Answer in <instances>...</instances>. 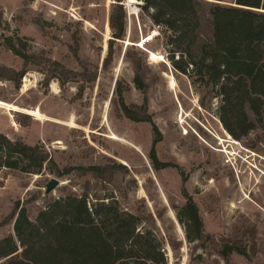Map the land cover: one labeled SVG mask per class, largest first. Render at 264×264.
I'll use <instances>...</instances> for the list:
<instances>
[{
    "label": "rangeland",
    "instance_id": "obj_1",
    "mask_svg": "<svg viewBox=\"0 0 264 264\" xmlns=\"http://www.w3.org/2000/svg\"><path fill=\"white\" fill-rule=\"evenodd\" d=\"M129 2L0 0V66L20 70L4 46L18 37L79 75L0 81V134L55 165L0 168V239L15 205L33 220L75 196L113 244L108 264H264V125L234 140L215 90L173 69L169 33Z\"/></svg>",
    "mask_w": 264,
    "mask_h": 264
},
{
    "label": "trees",
    "instance_id": "obj_2",
    "mask_svg": "<svg viewBox=\"0 0 264 264\" xmlns=\"http://www.w3.org/2000/svg\"><path fill=\"white\" fill-rule=\"evenodd\" d=\"M137 1L150 21L169 33L173 69L215 90L219 120L234 140L264 125V0ZM4 46L22 64L20 70L0 66V81L16 89L33 68L44 75L45 87L51 80L64 87L79 76L44 54H33L24 38H6ZM128 116L137 118L132 110ZM20 162L26 173L55 168L41 146L0 134V168L17 169ZM11 223L13 235L0 239V264H108L116 259L112 242L78 197L48 203L33 220L15 205L2 225Z\"/></svg>",
    "mask_w": 264,
    "mask_h": 264
},
{
    "label": "bare ground",
    "instance_id": "obj_3",
    "mask_svg": "<svg viewBox=\"0 0 264 264\" xmlns=\"http://www.w3.org/2000/svg\"><path fill=\"white\" fill-rule=\"evenodd\" d=\"M129 1H130L129 3H133L134 2V0H129ZM150 57H151V60H156L157 59V57L154 54H151ZM171 86H174V80L173 79L171 80ZM54 90H55V87H54ZM10 109L13 110V111L17 110L16 107H11ZM25 113H28L29 115L33 116L35 119L40 117V113H39L38 110L31 111V112L25 111Z\"/></svg>",
    "mask_w": 264,
    "mask_h": 264
},
{
    "label": "water",
    "instance_id": "obj_4",
    "mask_svg": "<svg viewBox=\"0 0 264 264\" xmlns=\"http://www.w3.org/2000/svg\"><path fill=\"white\" fill-rule=\"evenodd\" d=\"M57 184V181H51L50 184L47 186V191H51V189H53Z\"/></svg>",
    "mask_w": 264,
    "mask_h": 264
}]
</instances>
